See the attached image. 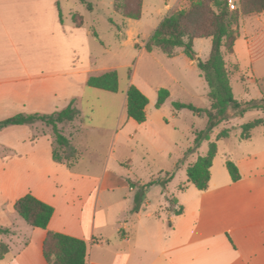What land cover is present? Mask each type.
Returning a JSON list of instances; mask_svg holds the SVG:
<instances>
[{
    "label": "crops",
    "instance_id": "crops-1",
    "mask_svg": "<svg viewBox=\"0 0 264 264\" xmlns=\"http://www.w3.org/2000/svg\"><path fill=\"white\" fill-rule=\"evenodd\" d=\"M58 2L0 0V122L51 115L71 101L78 111L88 78L101 75H93L92 32L85 23L63 20ZM164 9L172 10L168 4ZM127 21L121 23L126 30ZM125 102L126 92L124 112ZM43 126L48 125L34 121L0 130V174H12L0 184L6 201L0 204L2 214L13 219L15 202L27 194L54 209L46 230L28 225L22 235L3 225L23 239L12 252L13 242L6 238L9 247L0 264H47L42 244L48 231L85 241L86 264H264V147L245 152L241 162L230 160L238 181L220 169L212 173L211 166L205 190L187 183L186 176L172 193L173 174L165 185L145 190L139 182L105 184L104 175L82 172L76 142L80 114L58 126L77 155L72 166L53 160L54 139ZM193 163L182 162L185 172ZM139 193L143 203L135 210ZM112 209L117 216L109 219Z\"/></svg>",
    "mask_w": 264,
    "mask_h": 264
},
{
    "label": "rangeland",
    "instance_id": "rangeland-1",
    "mask_svg": "<svg viewBox=\"0 0 264 264\" xmlns=\"http://www.w3.org/2000/svg\"><path fill=\"white\" fill-rule=\"evenodd\" d=\"M113 1L86 0V4L79 0L58 2L63 20L70 22L72 18L76 25L85 23V28L92 32L88 49L93 57V75L115 70L119 82L117 93L86 88L83 95L78 110L81 130L76 141L81 150L79 168L82 172L100 177L104 175L105 184L139 182L144 184L145 190L165 185L167 176L173 174L175 179L169 184L173 193L175 186L186 181L183 165L205 156L211 143L216 144L218 151L212 173L218 169L227 173L224 166L226 160L241 162L245 152L264 147V126L252 131L250 141L241 140L242 126L264 118L263 109L247 111L242 117L210 127L206 114L202 112L210 106L208 88L200 76L196 60L186 57L182 49H177L173 56L165 55L158 49L152 52L144 49L165 15L187 9L190 0H142V15L138 21L124 20L113 10ZM166 4L171 11L164 9ZM72 13L77 14L71 17ZM110 21L120 26L119 31L113 28ZM122 21H127V30ZM210 49V38L193 41L195 56L201 61L208 59ZM221 52L233 98L238 102L263 100L264 12L243 16L233 52L229 53L224 48ZM130 85L148 100L146 121L142 124L129 119L123 110L122 98ZM160 89L167 90L169 97L157 108ZM175 102L190 104L201 112L176 110L173 107ZM225 129L230 131L229 136L219 139L218 135ZM41 131L51 133L54 139L51 126H45V129L43 126ZM200 132L206 134L196 147V134ZM4 153L8 154V150ZM225 154H230L231 158H226ZM261 160L259 158L257 163ZM11 179V173L0 174V184ZM3 197L0 190V204L6 203ZM171 207L176 211L172 204ZM114 213L113 209L107 212L108 218L111 219ZM13 215V219H8L0 211V227L7 224L20 230L22 235L30 231L22 219ZM14 237L15 234L11 233L0 234V258L9 247L6 238L13 242L12 252L23 239L18 236V241Z\"/></svg>",
    "mask_w": 264,
    "mask_h": 264
},
{
    "label": "trees",
    "instance_id": "trees-1",
    "mask_svg": "<svg viewBox=\"0 0 264 264\" xmlns=\"http://www.w3.org/2000/svg\"><path fill=\"white\" fill-rule=\"evenodd\" d=\"M86 4V0H79ZM235 9L231 10L228 0H190L187 9L171 12L158 25L154 33L146 42L144 49L152 52L160 50L163 54L171 56L176 49L181 48L186 57L196 60L200 76L204 79L210 101L209 109L202 111L206 114L209 126L213 127L227 122L234 117H242L250 110H264V99L250 102H238L233 98L228 71L222 56V48L229 53L239 38V22L243 16L258 15L264 12V0H234ZM113 10L124 20L138 21L141 18L142 0H114ZM119 31V26L110 21ZM211 39L209 57L205 61L197 59L193 50V41L196 39ZM87 87L102 90L109 93H117L119 82L117 72L109 70L98 76L88 78ZM169 92L160 89L157 95L156 107L160 108L167 98ZM147 98L134 86L130 85L126 91L125 114L138 124L146 121ZM176 110L188 109L193 112H201L190 104L175 102ZM79 116L73 107V102L63 110L51 115H17L0 122V130L15 125H23L34 121H41L52 127L55 147L53 148V160L72 166L77 160V155L70 150L69 140L62 134L59 125L69 124ZM264 126V118L253 120L242 126L241 139L249 140L254 129ZM229 130H223L219 139L229 136ZM206 133L196 134L195 144ZM69 151V152H68ZM217 154V146L211 143L205 156H199L195 163L186 169L187 183L196 189H206L210 179V168ZM64 155V156H63ZM225 167L231 180L236 182L240 175L238 168L231 161L225 162ZM180 189H184L180 187ZM142 194L135 198V210L141 204ZM170 203L174 205L171 200ZM14 211L30 227L46 230L51 220L54 209L27 194L18 199L14 204ZM181 207L175 211L180 214ZM0 233L8 234L9 229L0 227ZM42 254L47 264H86L87 243L67 235L50 232L42 244Z\"/></svg>",
    "mask_w": 264,
    "mask_h": 264
},
{
    "label": "built area",
    "instance_id": "built-area-1",
    "mask_svg": "<svg viewBox=\"0 0 264 264\" xmlns=\"http://www.w3.org/2000/svg\"><path fill=\"white\" fill-rule=\"evenodd\" d=\"M228 5H229V7H230L231 10H234L235 9L234 0H228Z\"/></svg>",
    "mask_w": 264,
    "mask_h": 264
}]
</instances>
